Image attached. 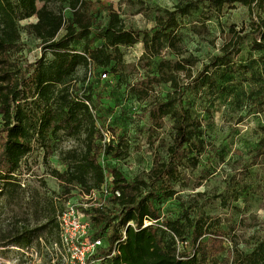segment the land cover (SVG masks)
<instances>
[{
  "label": "trees",
  "instance_id": "1",
  "mask_svg": "<svg viewBox=\"0 0 264 264\" xmlns=\"http://www.w3.org/2000/svg\"><path fill=\"white\" fill-rule=\"evenodd\" d=\"M53 1L0 0L1 192L12 194V190L21 189L17 172L37 146L47 150V156L60 137L81 139L80 150L61 153L68 169L63 173L54 170L52 175L68 189L80 187L89 198L85 203L89 206L77 209L82 220L89 224L91 241L103 242L90 258V264H264L261 248L243 256L231 246L232 263L221 260L229 251V242L222 232H210L211 236L205 240L203 218L190 220L189 226L179 220L162 222L159 208L163 199L176 195L175 186L183 180L184 169L198 167L206 148L202 121L185 104L179 74L184 72L194 84L199 83V88L211 87L215 83L212 72L228 69L247 40L251 39L253 52L264 55V0H189L173 10H162L155 27L144 31L126 29L118 12L110 5L104 6L108 25L100 45H96L93 37L96 19L92 1L57 0L63 6L61 11L50 6ZM201 5L218 13L225 7H246L250 31L232 30L222 54L213 57L195 76L191 68L196 66L197 58L177 57L162 60L157 72L131 86L138 99H147L155 86L170 84L173 93L165 100H153L146 114L157 129L163 126L164 119L170 118L173 135L165 157L158 156L145 176L130 181L118 168L102 165L104 158L123 159L128 146L123 137L115 135L105 142L104 133L97 126L100 105L90 96L80 95L74 74L81 67L96 65L106 70L100 78L105 74L107 79L102 80H110V71L116 73L122 63L120 49L139 43L144 47V60L158 59L166 49L178 50L182 20L199 12ZM64 10L70 11L69 18ZM31 18L37 21L21 26L22 21ZM62 31L65 34L60 37ZM23 32L34 36L42 48V57L27 66L14 59L22 52ZM82 42V50L74 48ZM49 54L51 60L47 58ZM263 156L264 138L256 158ZM63 213L57 217L58 229ZM32 243L33 238L26 233L14 242L23 248Z\"/></svg>",
  "mask_w": 264,
  "mask_h": 264
},
{
  "label": "rangeland",
  "instance_id": "2",
  "mask_svg": "<svg viewBox=\"0 0 264 264\" xmlns=\"http://www.w3.org/2000/svg\"><path fill=\"white\" fill-rule=\"evenodd\" d=\"M90 1L95 4L93 37L100 45L108 25L104 6L110 5L118 12L126 29L144 31L155 27L162 10H173L189 0ZM50 6L57 11L63 9L57 0ZM64 13L67 18L71 16L70 11ZM36 21L31 18L22 21L21 26ZM250 22L244 6L225 7L218 13L201 5L199 12L182 20L178 50L166 49L160 58L144 60L142 43L122 47V63L116 73L110 71L107 81L100 78L106 71L101 66L79 68L74 83L81 89L80 95H88L100 105L97 126L103 131L105 142L115 135L123 137L128 146L123 159L104 158L102 165L118 168L131 181L145 176L158 156L165 157L172 141L173 121L166 118L157 129L146 111L153 100H165L173 90L170 84H160L147 99H138L131 86L157 72L162 60L177 57L197 58L196 66L191 68L195 76L213 57L222 54L232 30L248 33ZM64 34L62 31L60 37ZM250 46L251 39L228 69L212 72L215 83L211 87L199 88V83L194 84L184 72L179 74L185 104L202 121L206 148L197 168L184 169L183 180L175 186L176 195L159 204L162 222L179 220L189 226L190 220L203 218L205 240L210 232H222L229 242V251L221 260L231 263L233 250L243 256L258 248L264 250V156L256 158L264 138V55L253 52ZM83 47L84 42L74 45L77 50ZM41 57V43L23 32L22 52L15 55V61L27 66ZM47 58L51 60L52 56ZM52 146L50 155L46 156L48 151L37 146L23 160L17 172L20 190H12V194L0 190V264H72L61 242L57 217L69 203L82 206L89 198L80 187L68 189L53 177L52 171L63 173L68 169L61 153L80 150L82 140L60 137ZM25 233L33 238L32 245L15 246L17 237Z\"/></svg>",
  "mask_w": 264,
  "mask_h": 264
},
{
  "label": "built area",
  "instance_id": "3",
  "mask_svg": "<svg viewBox=\"0 0 264 264\" xmlns=\"http://www.w3.org/2000/svg\"><path fill=\"white\" fill-rule=\"evenodd\" d=\"M102 79H107V75H102ZM79 206L81 204H69L66 211L59 217L61 242L67 250L72 264H90V258L103 245V242L91 241L89 224L82 220L77 209ZM82 206L89 205L82 204Z\"/></svg>",
  "mask_w": 264,
  "mask_h": 264
}]
</instances>
